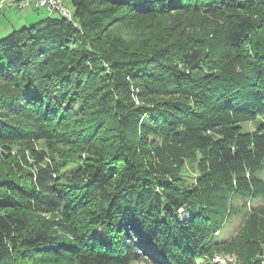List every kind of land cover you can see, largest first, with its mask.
I'll list each match as a JSON object with an SVG mask.
<instances>
[{"label": "trees", "instance_id": "trees-1", "mask_svg": "<svg viewBox=\"0 0 264 264\" xmlns=\"http://www.w3.org/2000/svg\"><path fill=\"white\" fill-rule=\"evenodd\" d=\"M72 6L0 40V264H264V0Z\"/></svg>", "mask_w": 264, "mask_h": 264}, {"label": "rangeland", "instance_id": "rangeland-1", "mask_svg": "<svg viewBox=\"0 0 264 264\" xmlns=\"http://www.w3.org/2000/svg\"><path fill=\"white\" fill-rule=\"evenodd\" d=\"M47 18L52 19H62L58 13H50L46 9H28L24 11L12 10L8 8H3L0 11V40L7 37L14 31L23 30L25 28H30L32 26L41 24V22ZM245 129H252L251 125H244ZM260 176L264 178V173H259ZM232 202L240 210L239 214H233L229 216L224 229L218 234L221 239L234 238L240 227L243 225L245 210L250 208V206H258V202L247 200L245 197L238 195H232ZM245 205V206H244ZM260 205V204H259ZM231 238V239H232ZM212 263L215 264H235L237 260L234 256L229 254H215L211 259ZM134 264H152L150 262H136Z\"/></svg>", "mask_w": 264, "mask_h": 264}, {"label": "built area", "instance_id": "built-area-1", "mask_svg": "<svg viewBox=\"0 0 264 264\" xmlns=\"http://www.w3.org/2000/svg\"><path fill=\"white\" fill-rule=\"evenodd\" d=\"M3 8L19 11L46 9L50 13H58L62 18L76 23L72 0H0V11Z\"/></svg>", "mask_w": 264, "mask_h": 264}]
</instances>
